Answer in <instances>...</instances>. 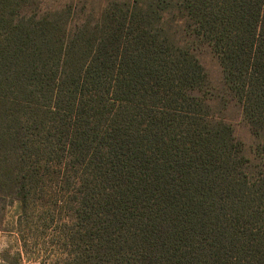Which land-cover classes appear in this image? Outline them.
<instances>
[{
	"label": "trees",
	"instance_id": "16d2710c",
	"mask_svg": "<svg viewBox=\"0 0 264 264\" xmlns=\"http://www.w3.org/2000/svg\"><path fill=\"white\" fill-rule=\"evenodd\" d=\"M58 193L57 264H264V0H0V231Z\"/></svg>",
	"mask_w": 264,
	"mask_h": 264
},
{
	"label": "rangeland",
	"instance_id": "374dc122",
	"mask_svg": "<svg viewBox=\"0 0 264 264\" xmlns=\"http://www.w3.org/2000/svg\"><path fill=\"white\" fill-rule=\"evenodd\" d=\"M70 1L58 0V4ZM202 63L208 73L211 87L220 94L223 88V72L219 62L210 53H205ZM225 114L233 128L235 139L243 144L246 157L253 161L259 141L244 120L241 107L234 101L229 102ZM60 196L62 195L58 193L54 194L52 199L50 196L43 198L41 204L47 201L46 205L50 206L46 207L49 209L42 214L34 213L31 204L20 224L17 206L8 207L3 231H0V264H14L15 261L18 264H57L59 260L65 259L60 244V230L63 224V221L59 220V209L63 206ZM63 214L62 211L61 215Z\"/></svg>",
	"mask_w": 264,
	"mask_h": 264
}]
</instances>
